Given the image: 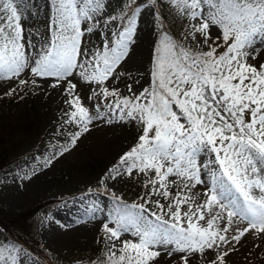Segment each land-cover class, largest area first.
Here are the masks:
<instances>
[{"label":"snow or ice","instance_id":"6c2138e0","mask_svg":"<svg viewBox=\"0 0 264 264\" xmlns=\"http://www.w3.org/2000/svg\"><path fill=\"white\" fill-rule=\"evenodd\" d=\"M171 3L195 21L190 33L193 39L199 34L202 42L208 43L211 28L217 29L219 35L208 44L207 51L194 53L165 33L153 50L148 88L119 98L115 89L102 87L98 95L115 98L107 104L104 115L99 105L93 116L79 97L69 101L74 110L65 123L76 128L68 138L73 147L94 120L111 123L112 117L118 116L141 128L137 143L119 158L109 178L144 174L148 177L144 185L147 193L142 197L145 202L128 205L113 195L116 206L108 216L113 226L105 223L103 228L106 237L120 241V245L113 243L106 264H151L160 254L156 249L166 245H174V251L185 254L180 257L183 264H189L190 254L206 250L218 253L209 264H227L228 245L239 244L248 232L264 233V63L248 62L250 54L255 58L249 50L258 39L264 41V0ZM50 7L49 36L32 58L25 46L36 45L25 41L19 5L15 0H0V79L19 78L28 69L35 77L60 81L79 70L84 80L103 86L126 57L140 6L119 18L109 15L103 27L111 23L117 31L110 35L102 32V46L91 52H81L80 46L82 37L93 27L82 31L81 25L100 23L104 0H51ZM216 41L224 45L220 54L217 49L221 44ZM75 87L68 88L69 96ZM55 148L50 160L69 151L66 146ZM202 153L213 158L198 164ZM202 167L207 169L208 180L201 179ZM170 177L178 178L181 190L173 197L167 210L169 219L165 220L161 215L165 206L152 197L169 198V185L177 184ZM196 185L206 186V199L199 205L184 191ZM254 190L260 195H254ZM148 204H154L158 212H152ZM184 204L188 208L182 213ZM233 218L246 220L247 227L229 236ZM123 234L138 239L121 240ZM0 264L22 261L19 253L13 255L0 244Z\"/></svg>","mask_w":264,"mask_h":264},{"label":"rangeland","instance_id":"374dc122","mask_svg":"<svg viewBox=\"0 0 264 264\" xmlns=\"http://www.w3.org/2000/svg\"><path fill=\"white\" fill-rule=\"evenodd\" d=\"M15 2L23 13L25 41L36 45L29 48L26 43L25 52L36 58L49 36L51 0ZM104 2L105 11L99 18L100 23L81 25L82 31L88 26L93 27L91 33H85L82 37L81 52L95 51L96 47L102 46V32L110 35L112 31H117L111 23L103 27L109 15L118 18L128 15L137 5L140 11L126 57L103 86L84 80L79 70H74L71 76L60 81L51 77H35L28 69L19 78L0 79V159L5 163L0 169V205L22 212L50 201L32 216L27 226L55 264H106L105 258L113 243L120 245V241H110L103 228L105 223H109L108 216L116 206L113 195L125 204L139 205L145 202L142 197L147 193L144 185L148 177L144 174L133 172L131 177L122 174L115 179L109 178L119 158L137 143L140 126L130 120L121 121L118 116H113L111 123L94 120L88 126L89 131L83 133L73 147L68 143V138L76 128L65 123L74 110L69 101L79 97L81 105L88 109L90 115L95 116L97 105L100 106V114L104 115L107 104L115 98L98 95L102 87H107L109 91L115 89L119 98H123L139 94L150 86L154 67L153 50L165 33L194 53L207 51L208 44L219 35L217 29L212 27L208 43H203L199 34L193 39L190 33L195 21L189 20L186 13L179 11L171 0ZM216 43L221 44L217 49V54H220L224 51V45L220 41ZM249 51L254 52L255 56L253 59L250 54L249 63H264V41L258 39ZM21 80L27 83L21 84ZM71 85L76 87L69 96L67 90ZM13 89L15 91L6 95ZM57 145L66 146L69 151L50 160ZM212 158L210 154L202 153L197 162L207 164ZM206 172L207 169L202 167V180H208ZM169 180L177 181V184L169 185V198L152 197L153 201L158 199L165 206L161 214L165 220L169 219L167 210L173 197L181 190L177 177H170ZM205 188V185H196L184 191L199 205L206 199ZM253 194L260 195L258 190H254ZM233 198H236L235 195ZM146 206L152 212H158L154 204ZM187 208V204L182 205L181 212ZM205 221L199 223L205 224ZM218 223L224 226L223 221ZM112 226L109 223V227ZM245 227L246 220L233 218L228 235ZM252 233L248 232L239 244L227 246V264H264V244L251 241ZM4 235L0 227V243ZM120 239L136 242L138 238L123 234ZM6 247L13 255L19 253L22 264H41L39 256L24 247L18 250L9 245ZM156 250L160 254L151 264H183L180 257L185 254L174 251V245L160 246ZM217 254L211 250L203 254H190L189 264H209Z\"/></svg>","mask_w":264,"mask_h":264},{"label":"trees","instance_id":"16d2710c","mask_svg":"<svg viewBox=\"0 0 264 264\" xmlns=\"http://www.w3.org/2000/svg\"><path fill=\"white\" fill-rule=\"evenodd\" d=\"M4 165L5 163L0 159V169ZM48 202L50 201L41 203L37 207L22 212H15L0 205V227L5 233L0 244H4L5 246L9 245L15 250L24 247L34 255L39 256L41 264H55L49 259L47 253L42 250L37 237L27 226L32 216L41 208L45 207ZM45 259H48V261L45 262Z\"/></svg>","mask_w":264,"mask_h":264},{"label":"bare ground","instance_id":"6f19581e","mask_svg":"<svg viewBox=\"0 0 264 264\" xmlns=\"http://www.w3.org/2000/svg\"><path fill=\"white\" fill-rule=\"evenodd\" d=\"M136 57V56H133ZM136 59V58H135ZM133 60V59H132ZM136 61V60H135ZM236 219V218H235ZM253 237L250 238L251 241L256 242L258 241L261 244H264V233H259V232H255L253 231ZM256 239V240H255ZM263 250V249H262Z\"/></svg>","mask_w":264,"mask_h":264}]
</instances>
